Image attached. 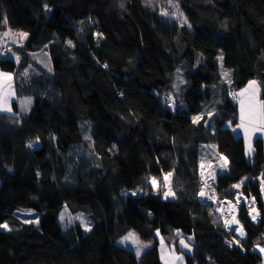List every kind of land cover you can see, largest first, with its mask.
I'll list each match as a JSON object with an SVG mask.
<instances>
[{
    "label": "trees",
    "instance_id": "1",
    "mask_svg": "<svg viewBox=\"0 0 264 264\" xmlns=\"http://www.w3.org/2000/svg\"><path fill=\"white\" fill-rule=\"evenodd\" d=\"M177 8L187 23L162 17ZM7 31L27 38L3 47L0 69L34 104L25 117L0 112V264H161L157 245L138 258L118 244L130 231L176 246L185 237L195 248L185 264H263L264 137L248 160L227 124L238 123L239 91L250 82L264 103V0H0V35ZM180 71L184 113L170 99ZM210 144L229 162L217 196L241 191L259 205L258 223L240 210L243 237L198 198L201 147ZM166 175L174 199L149 182ZM66 206L91 218L90 233L79 223L63 230ZM21 209L36 211L39 225Z\"/></svg>",
    "mask_w": 264,
    "mask_h": 264
},
{
    "label": "rangeland",
    "instance_id": "2",
    "mask_svg": "<svg viewBox=\"0 0 264 264\" xmlns=\"http://www.w3.org/2000/svg\"><path fill=\"white\" fill-rule=\"evenodd\" d=\"M163 13H165V12H163ZM166 13H167V15H162V17H165L169 20H175L181 24H185L184 23L185 17L183 15H181V11L178 8L172 12L167 11ZM6 33H8V34L5 35V33H2L0 35V59H1V54L3 53L2 52L3 47H5L7 45H11L12 42L13 43L15 42L16 47L21 48V47H23V42L27 38V35H26V37L20 36V34L23 32H20L17 34H12L11 32L7 31ZM5 38L10 39V42L8 44H5V42H6ZM7 51H8V53H7L8 57L17 61V63H18L19 62V55L16 53V51H14L13 48H9V49L7 48ZM44 56H45V54H42V53H33L32 54L33 59H36V61L44 64L45 67L47 68V66H49V64L46 65L44 63L45 62ZM216 62L221 67L222 77L228 82L229 86L231 87L230 82L232 80V71L223 66L221 57H219ZM48 69H50V67ZM225 73H227V75H225ZM7 77H11V79H8ZM178 78H179V81L175 85L176 94H174V93L170 94V99L172 102L171 109L174 112L184 113L187 111L185 103H184V98H185V94H186V91L184 92V90L189 85V82L184 77V73L182 71H180ZM256 84H257V82H256ZM246 89H247V91H245ZM258 89H256L257 92H258ZM256 90H255L254 86L252 88H249V86H247V87L243 88V90L240 89L241 110L249 109V112L246 111V114L242 115V116L240 114L241 120L237 124H234L233 122H229L227 124L228 127L237 136H241V132H243L242 125L252 124V125L260 127L261 129L264 128V117H262L260 115V113L262 111H264V109H261V107H260V105H261V103H263V101L261 100V98L258 97V93H256ZM0 96H5L7 98L8 107L11 109V111H3V112L8 113V114H12V115H20L22 117L28 116L30 114L31 109H32L33 104H34L33 98H31L30 96L19 97L18 92H17V88L15 86L14 74L10 73V72L2 71L1 69H0ZM29 99L31 100V104L25 106V104L23 102L25 100H29ZM15 103H17V111L14 108ZM262 135H264V133ZM206 147L208 150L213 149L212 150L213 158L204 157L202 159V162L200 165L201 178H200V188H199L198 197L199 196L201 197V193H202V189H203L204 193L206 194V196H208V198L205 199V202H203V203L201 202V203L213 205L214 207H216L218 213L220 215H222V217L225 219L227 229L229 231L233 232L238 237H243L244 235L241 236V234H240V232L242 230L241 225H240V227H241V229H240L239 227L236 226L235 222L237 220L239 221V213H240V210L242 209V207L247 206V203L245 202L246 196H244L241 193V191H238V192L234 193V196L231 200H229V199L222 200L217 195H215L216 190H215L214 186H212L208 190L203 188V185H206L205 180L207 179V176L209 174V171L206 169L205 166H209V165L213 166L212 164H214V163L216 164V161H217V166H215V168H214V171H215L214 174L216 176L219 174H225L229 170L228 159L219 153L217 147L213 144L206 145ZM253 153H254V149H253ZM249 155L250 154H247L248 158H249ZM210 169L213 170V168H210ZM205 170H206V174L204 175ZM211 170H210V172H211ZM153 181L156 182L155 185L153 184ZM149 182L151 183V185L153 186L155 191H157L158 189L164 188L166 192H171L172 195H169L167 197L168 199L176 198L174 191H173V188H172V184H173V176L172 175H166L165 179H164V183L162 185H160V182L156 179H152ZM123 191L125 193H127L128 195H133V193H135L134 196L142 194L141 191H135V190H123ZM260 195L262 198L261 192H260ZM226 202H229L234 208H236V209H233V215L231 214L232 210L230 208H228V205H226ZM256 205H257V207H256L257 209H254V207H248L247 206V208L249 209L248 215H249V213L251 214V218L249 217L250 220L252 219V217H254V213H256V211H258V213H259V220L258 221L251 220L253 223H258L261 219V211L259 209V205L257 202H256ZM18 213L19 214H25V217L30 219V221H33L37 225H39L40 216L36 211L30 210V209H21V210H18ZM36 216H37V218H36ZM61 217H63V219ZM233 218H235V219L233 220ZM232 220L234 222L231 223L232 228L230 229L228 227V224ZM59 223L62 226L63 230H66L67 228L74 226L77 223H79L83 226L85 234L90 233L92 228L95 225V223L91 220V218L86 213L79 212L76 214H72L70 209L67 206L64 207V209L62 210V212L60 214ZM85 226H87L90 230L85 231ZM130 232L135 233V235L139 239V244H133L131 241H124L123 243L121 242V241H123L124 237L127 236ZM130 232H128L121 239H119L118 244L127 248L128 250L134 252V254L138 258H140L145 251H147L150 248L157 245L158 249H159L161 264H185L184 263V260H185L184 255L178 250L177 246L175 244H168L165 241V239L161 236L160 233H157L156 240L145 241V240L141 239V237L139 236V234L136 231H130ZM138 248L140 250L139 256L137 255V249ZM262 248H264V247H259L258 252L262 255L263 264H264V252L260 251V249H262ZM177 257H182V259H177Z\"/></svg>",
    "mask_w": 264,
    "mask_h": 264
},
{
    "label": "crops",
    "instance_id": "3",
    "mask_svg": "<svg viewBox=\"0 0 264 264\" xmlns=\"http://www.w3.org/2000/svg\"><path fill=\"white\" fill-rule=\"evenodd\" d=\"M249 84L247 86H249ZM254 88H255V90L259 88L258 92L256 90V93H258V97L261 98V89H260L258 83L257 84L255 83ZM246 111L249 112V109L241 110V96H240V91H239L238 122H240V120H241L240 114H241V116L245 115ZM227 127H228V125H227ZM242 127H243V129H242L243 132H241V136L244 138V141H245L246 157H247V154H250L249 158L247 157V159L251 160L252 159V155H253V149H254V141L256 139H258V138H263L264 137V135H262L264 133V131H263L264 128L261 129L260 127L252 125V124H250V125H242ZM212 150L213 149L208 150L206 145H203V147H201L202 158H204V157L213 158ZM215 166H217V161H216V165Z\"/></svg>",
    "mask_w": 264,
    "mask_h": 264
},
{
    "label": "built area",
    "instance_id": "4",
    "mask_svg": "<svg viewBox=\"0 0 264 264\" xmlns=\"http://www.w3.org/2000/svg\"><path fill=\"white\" fill-rule=\"evenodd\" d=\"M233 101H234V104L236 105L237 103H238V92L237 91H234L233 92ZM213 166H205L206 167V169L209 171V174H208V176H207V179L205 180V182H206V185H203V188H205V189H210L213 185H214V183H215V180H216V175L214 174V168H215V163L214 164H212ZM204 167V168H205ZM210 168H213V170H211ZM210 170H211V172H210ZM206 174V170L204 171V175ZM258 182H259V191L262 193V198H261V200H262V202L264 203V168H263V170L261 171V173H260V175L258 176ZM206 186V187H205ZM202 192H203V195H201V200H200V202H205V199H207L208 198V196H206V194L204 193V191H203V189H202ZM242 193V192H241ZM215 194V193H214ZM243 194V193H242ZM215 195H217V194H215ZM244 195V194H243ZM244 196H246V195H244ZM246 198V203H247V206L248 207H254V209H257L256 207H257V205H256V201H254V198L253 197H250V196H246L245 197ZM218 199V198H217ZM209 203V202H208ZM226 205H231L229 202H226ZM246 206V205H245ZM246 206V207H247ZM229 208V207H228ZM232 209H236V208H234V207H232ZM251 210V209H250ZM232 215H233V211H232V213H231ZM249 217L251 218V214L249 213ZM254 217H255V219H253V217H252V219L251 220H256V221H258L259 220V213H258V211H256V213H254ZM235 218H233V220H234Z\"/></svg>",
    "mask_w": 264,
    "mask_h": 264
},
{
    "label": "snow or ice",
    "instance_id": "5",
    "mask_svg": "<svg viewBox=\"0 0 264 264\" xmlns=\"http://www.w3.org/2000/svg\"><path fill=\"white\" fill-rule=\"evenodd\" d=\"M162 15H167V13L166 12L165 13H162ZM181 15H183V14L181 13ZM184 23H187V20L186 19L184 20ZM7 34L8 33H5V35H7ZM26 35H27L26 33H21L20 34L21 37H26ZM105 67H106V65H105ZM225 75H227V73H225ZM7 78L8 79H11V77H7ZM255 83H256L255 81L250 82L249 88H252L255 85ZM245 91H247V89ZM23 103L25 104V106H27V105L31 104V100L30 99L29 100H25ZM260 107H261V109H264V103H261ZM3 111H11V109L8 107V100H7V98L5 96H0V112H3ZM260 115L262 117H264V111H262L260 113ZM199 119H200V117H196L195 118V120H199ZM195 120H194V122H195ZM29 147H32V145H29ZM155 183L156 182L153 181V184L154 185H155ZM133 195H135V193H133ZM164 195H165V198H167L169 195H172V193L171 192H165ZM201 195H203V192L201 193ZM61 218L63 219V217H61ZM253 219H255V217H253ZM29 223H31V221H29ZM0 227L7 228V225H0ZM89 230L90 229L87 226H85V231H89ZM240 234H241V236L243 235L242 230H241ZM124 241H131L133 244H139L138 237L135 235V233H132V232H130L127 236H125L124 239H123V241H121V242L123 243ZM181 243L183 244V241ZM183 246L185 248L188 247L187 244H183ZM260 251L261 252H264V248L260 249ZM139 254H140V250L138 248L137 249V255L139 256ZM177 259H182V257H177Z\"/></svg>",
    "mask_w": 264,
    "mask_h": 264
},
{
    "label": "water",
    "instance_id": "6",
    "mask_svg": "<svg viewBox=\"0 0 264 264\" xmlns=\"http://www.w3.org/2000/svg\"><path fill=\"white\" fill-rule=\"evenodd\" d=\"M1 187H2V183L0 182V191H1ZM198 198H199V200H201V197H200V196H199ZM233 222H234V221L232 220V221H230L229 224H228V227H229L230 229L232 228V227H231V223H233ZM235 224H236L237 227H239V228L241 229V227H240V222H239L238 220L235 222ZM182 241H183V244H187V245H188L187 248H185V247L183 246V244L181 243ZM177 248H178V250H179L184 256H186V257H188V258H194V256H195V248H194V246H193L190 242H188V240H187L185 237H182V238H180V239L178 240Z\"/></svg>",
    "mask_w": 264,
    "mask_h": 264
},
{
    "label": "bare ground",
    "instance_id": "7",
    "mask_svg": "<svg viewBox=\"0 0 264 264\" xmlns=\"http://www.w3.org/2000/svg\"><path fill=\"white\" fill-rule=\"evenodd\" d=\"M228 207L233 211V209H232L233 206L232 205H228Z\"/></svg>",
    "mask_w": 264,
    "mask_h": 264
}]
</instances>
